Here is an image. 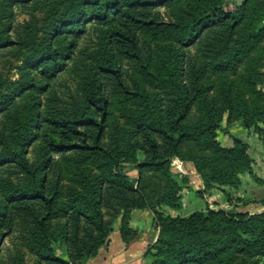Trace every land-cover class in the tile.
<instances>
[{
	"label": "trees",
	"instance_id": "16d2710c",
	"mask_svg": "<svg viewBox=\"0 0 264 264\" xmlns=\"http://www.w3.org/2000/svg\"><path fill=\"white\" fill-rule=\"evenodd\" d=\"M28 1L18 4L27 7ZM182 1L125 0L120 6L117 0H68L70 7L60 15L62 19L58 25V35L68 41L69 51L77 47L86 32L82 21L89 16L108 25L110 34L103 46L98 71L90 76L86 99L81 103L75 102L72 108L48 120L50 129L44 132L46 140L40 145L42 156L38 164L30 163L24 149L26 136L34 125V116L25 121L19 118L17 112L5 109L4 116L10 129L23 131L24 142L13 150L5 139L6 124L0 121V145L3 147L0 152V187L6 200L0 208V236L2 238L18 229L28 246L36 252L37 261L34 264H86L109 241L112 227L111 221L106 218L113 219L120 212L133 210L151 211L156 227L161 229L162 235L169 236L158 240L155 264H174V261L177 264H205L216 255H222L218 258L219 264H234L232 254L227 253L229 246L222 244L219 254V249L213 244L214 239L208 237L210 223L218 219L235 232L237 239L234 243L239 250L256 248L263 252L264 258V216L247 218V215L236 212L237 205L229 210L228 206L235 204L236 198L229 197L228 204L216 212H192L183 201V187L178 182L168 178L164 195L153 203L141 179L142 171L146 168L166 171L172 160L184 158V144L194 142L209 146L216 158L215 167L202 171L201 179L206 189L215 186L238 189L242 183L240 175L244 173H249L254 181L262 183L253 172L254 161L248 153V143L234 135L224 122L239 120L245 129L253 130L264 144V109L252 111L244 104L235 116L232 90L224 78L221 80L218 105L203 101L201 118L196 125H191L189 120L193 109L205 92L200 83L204 70L199 69L195 59L190 57L183 72L184 81L180 84L176 81V66L158 77L149 71L148 63L144 62L140 32L154 37L175 32L182 42L197 45L200 53L217 57L230 47L248 17L245 3L193 0L188 9V18L173 22L161 18L158 8L170 7ZM51 15H57V8L51 11ZM260 34V31L248 34L245 44L252 45ZM10 42L0 32V47ZM240 49L235 52L237 60L242 58ZM64 52L62 49L40 50V62L44 64L42 68L49 81L61 71L59 55H64ZM36 61L31 59L28 62L30 67L37 65ZM125 61L139 67L144 76L172 88L173 93L165 110H158L140 87L134 90L129 87L124 79ZM229 64L234 70L236 61L232 60ZM33 81L31 79L29 84L32 85ZM111 91L125 100L139 101V108L129 113L128 125L131 129H126L125 133L109 123ZM218 132L232 139V148L221 147L217 141ZM126 133L128 136L121 142L120 136ZM55 153L65 156L73 164L76 172L72 173L71 178L85 190L81 192L76 187L71 188L69 206L60 203L62 174L59 171L50 174L55 166L52 157ZM75 163H96L109 171L99 183H95ZM124 164L138 171L139 180H132L120 171ZM7 171L21 175L25 182L18 185L6 179L3 173ZM121 232L122 240L127 244L139 240L140 234L136 231L134 233L123 228ZM62 247L65 248V257L57 255ZM12 264L27 263L20 256Z\"/></svg>",
	"mask_w": 264,
	"mask_h": 264
},
{
	"label": "rangeland",
	"instance_id": "374dc122",
	"mask_svg": "<svg viewBox=\"0 0 264 264\" xmlns=\"http://www.w3.org/2000/svg\"><path fill=\"white\" fill-rule=\"evenodd\" d=\"M21 1L25 0H0V32L11 41L10 44L0 47V121L6 124L5 139L12 149L16 150L23 145V131L10 129L4 116L5 109H9L12 113L17 112L19 118H24L25 121L31 115L34 116V125L30 127V133L26 136L24 149L30 163L35 165L41 160L40 145L46 140L44 132L50 129L48 120L53 115H59L66 109L72 108L75 102L81 103L86 99L87 85L90 82V76L98 71L102 51H104L103 46L110 34V27L89 16L82 21L86 32L71 52L68 50V41L58 35V25L62 19L60 15L67 12L70 7L68 0H29L27 7L18 4ZM63 1L67 2L62 3ZM117 1L120 6L125 3V0ZM192 1L184 0L170 7H160L157 11L166 22L188 18V9ZM234 1L247 5L248 17L237 31L230 47L220 56L211 57L200 53L197 45L182 42L181 37L175 32H166L158 37L139 33L141 55L144 62L148 63L149 71L153 75L159 77L176 66V81L182 84L186 61L190 57L195 59L199 69L204 70L200 83L205 88V92L193 109L189 120L191 125L199 122L203 101L218 105L221 80L224 78L232 90L235 116L244 104L252 111H257L259 108L264 109V0ZM56 8L57 15L54 17L51 11ZM259 31L261 34L258 40L251 43L252 45H246L247 35ZM239 48H241L239 52L242 58L237 60L235 52ZM41 49L66 51L64 55H59L60 66H62L59 70L61 71L57 72L50 81L42 68L44 64L40 62ZM33 58L38 64L30 67L28 62ZM232 60L236 61L234 70L229 64ZM123 71L124 79L132 90L137 86L140 87L158 110H165L168 99L173 93L171 87L158 84L151 77L144 76L139 67L131 62L123 63ZM31 79H34L32 85L29 84ZM109 100V123L125 133L126 129H131L128 125L129 113L139 108V101L137 99L125 100L112 91L109 92ZM227 121L224 122L225 127L228 126L234 135L248 143V153L254 161L253 172L262 180V183L254 181L249 173H244L240 175L242 183L238 189L224 186L206 189L201 179L202 171L206 172L209 167H215L216 158L209 146L187 142L182 149L184 158L172 160L166 171L143 169L141 179L146 185V193L150 201L154 203L164 195L168 178H170L183 187L181 193L183 201L192 212L208 210L216 212L228 204L230 197L237 200L235 204L228 206L229 210L237 205L236 212L247 215V218L264 216V144L253 130L245 129L239 120L232 119L231 123ZM108 135L104 140L106 142ZM125 136L128 134L120 136L121 142H124ZM217 141L222 148L233 147L232 139L224 133L218 132ZM2 150L3 147L0 145V152ZM52 157L55 166L50 174L54 175L59 171L63 176V194L60 203L69 206L70 189L76 187L81 192L85 190H82V186L74 183L71 178L72 173L76 172L73 164L60 154H52ZM75 164L77 168L83 169L85 174L93 178L95 183H99L102 176L107 174V170L109 171L107 167L96 163ZM120 171L132 180H139L138 171L131 165L124 164ZM3 176L18 185L25 182L24 177L13 175L11 171L3 173ZM5 203L4 193L0 187V208ZM106 219L111 221L112 233L107 244L100 248L102 249L99 250L100 252L105 251L110 238L114 235L122 239L121 231L127 228L134 233L135 231L139 233V240L144 237L147 242L140 264L156 263L158 240L169 238V236L162 235L161 229L156 227L151 211L120 212L113 219L110 217ZM59 222L62 223V220ZM208 237L214 239L211 245L216 244L219 254L223 247L222 244L229 246L227 253L232 254L234 264H264L263 252L256 248L248 249V247L239 250L234 243L237 239L235 232L220 223L219 219L210 223ZM57 253L65 257V248H60ZM35 255L36 252L28 246L18 229L0 239V264H12L13 260L20 256L27 264H34L37 261ZM221 256H213L205 264H219L218 258ZM174 264L177 262L174 261Z\"/></svg>",
	"mask_w": 264,
	"mask_h": 264
},
{
	"label": "crops",
	"instance_id": "0c3cea01",
	"mask_svg": "<svg viewBox=\"0 0 264 264\" xmlns=\"http://www.w3.org/2000/svg\"><path fill=\"white\" fill-rule=\"evenodd\" d=\"M146 244L144 237L131 244H125L120 237L114 235L105 251H99L100 254L89 259L86 264H140Z\"/></svg>",
	"mask_w": 264,
	"mask_h": 264
}]
</instances>
